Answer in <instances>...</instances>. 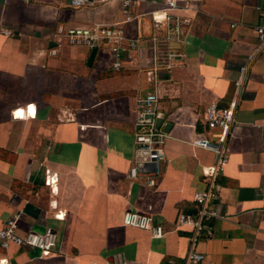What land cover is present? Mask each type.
<instances>
[{"label": "crops", "instance_id": "crops-1", "mask_svg": "<svg viewBox=\"0 0 264 264\" xmlns=\"http://www.w3.org/2000/svg\"><path fill=\"white\" fill-rule=\"evenodd\" d=\"M176 1L169 11L166 0H87L80 8L0 0V228L19 216L21 236L57 234L48 255L0 247V264H185L192 249L205 255L202 264H264V48L256 33L264 0ZM179 21L177 39L169 25ZM95 25L121 29L124 47L137 41L121 70L111 67L110 45L66 38L69 28ZM169 54L171 68L153 73L155 58L169 65ZM239 79L223 142L204 113L213 103L229 107ZM153 92L170 138L157 171L134 179L137 102ZM202 138L227 158L213 178L221 157L194 144ZM207 191L218 216L207 222L212 237L193 242L178 219L198 214L194 196ZM127 210L152 216L165 235L125 226Z\"/></svg>", "mask_w": 264, "mask_h": 264}, {"label": "built area", "instance_id": "built-area-1", "mask_svg": "<svg viewBox=\"0 0 264 264\" xmlns=\"http://www.w3.org/2000/svg\"><path fill=\"white\" fill-rule=\"evenodd\" d=\"M29 1V0H27ZM167 10L175 11L179 8L176 0H166ZM87 3V0H72L71 4L75 8H80ZM127 1L126 6H128ZM127 13V12H125ZM165 19L168 24H171L172 19L169 14L165 13ZM130 21V17H127ZM1 23V21H0ZM171 30L176 33L177 39L181 34L180 21L174 25H169ZM10 34L9 31H5ZM257 37L259 39V47L264 48V21L256 28ZM66 38L71 44H84L91 48H96L102 45H110L111 50V67L114 70H121L124 67V53L137 48V41L130 42L128 47H124L127 41L123 31L118 28L107 27L104 25H95L90 28L72 27L66 31ZM156 43V41H155ZM176 57L172 54L168 55L169 65H160V61L155 58L152 64L153 73L158 72L161 68L167 66L171 68L170 61ZM247 67L242 68L245 73ZM238 90V95L233 103L226 108L220 107L213 103L209 105L204 113V120L208 129H221L223 135V142L228 137L231 129L235 123L236 112L241 100V92L243 81L241 79L235 82ZM159 95L157 92L148 94L146 97L139 99L137 102L136 120L134 123V143H135V157L134 165L130 170V177L136 179L139 175H149V171L154 169L156 172L159 165L165 158L164 147L166 141L170 138L169 133L165 132L161 127L157 126V119L160 118L158 113ZM198 147L211 150L221 157L219 164L211 171L212 178L217 171L227 162L222 147L214 145L207 138L198 139L194 143ZM57 177H49L47 183H55ZM147 184L151 187L155 186L154 179H148ZM211 192L196 193L194 202L198 208V214L181 215L178 219V227H188L193 233V242L206 232L208 237H212V232L209 230L207 222L212 218L218 216L217 211L212 210L209 206L211 200L214 198ZM123 223L125 226L134 227L149 231L152 238L159 239L165 235L163 226L157 223L154 218L137 210H127L124 214ZM19 216L10 218L3 228H0V247L7 249L10 245L27 246L41 251L43 255H48L57 244V234L51 230L45 233L29 232L24 236L18 234ZM194 246V245H193ZM205 260V255L198 253L192 249L186 258L185 264H202ZM117 264H126V261L117 262ZM168 264H176L174 261H169Z\"/></svg>", "mask_w": 264, "mask_h": 264}, {"label": "water", "instance_id": "water-1", "mask_svg": "<svg viewBox=\"0 0 264 264\" xmlns=\"http://www.w3.org/2000/svg\"><path fill=\"white\" fill-rule=\"evenodd\" d=\"M96 52H97V49L92 50L90 58H89V64H91L93 62L95 55H96ZM163 122H164L163 118H158L157 119V126L161 127ZM171 126H172L171 124H167L166 127H164V130H169V128H171Z\"/></svg>", "mask_w": 264, "mask_h": 264}]
</instances>
